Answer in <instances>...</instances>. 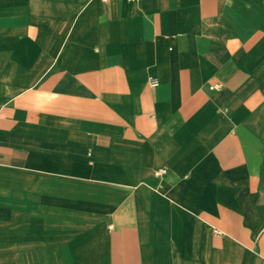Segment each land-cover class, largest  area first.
<instances>
[{
	"label": "crops",
	"instance_id": "0c3cea01",
	"mask_svg": "<svg viewBox=\"0 0 264 264\" xmlns=\"http://www.w3.org/2000/svg\"><path fill=\"white\" fill-rule=\"evenodd\" d=\"M0 264H264V0H0Z\"/></svg>",
	"mask_w": 264,
	"mask_h": 264
},
{
	"label": "built area",
	"instance_id": "2783aa9c",
	"mask_svg": "<svg viewBox=\"0 0 264 264\" xmlns=\"http://www.w3.org/2000/svg\"><path fill=\"white\" fill-rule=\"evenodd\" d=\"M103 1H112V0H103ZM128 1H132V0H128ZM150 80L152 85H156V81H154V79H150ZM159 172H164V169L159 170Z\"/></svg>",
	"mask_w": 264,
	"mask_h": 264
}]
</instances>
